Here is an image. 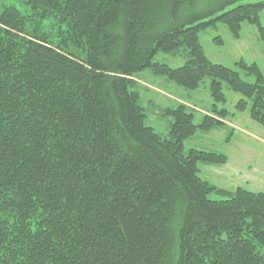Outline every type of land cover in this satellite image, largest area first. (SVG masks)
Returning <instances> with one entry per match:
<instances>
[{
  "label": "trees",
  "instance_id": "obj_1",
  "mask_svg": "<svg viewBox=\"0 0 264 264\" xmlns=\"http://www.w3.org/2000/svg\"><path fill=\"white\" fill-rule=\"evenodd\" d=\"M239 1L0 0V264H264V192L217 189L198 164L226 155L183 146L235 113L264 128L258 65L211 63L199 41L249 24L264 45V0ZM146 70L205 89L199 123L182 103L167 138L147 127Z\"/></svg>",
  "mask_w": 264,
  "mask_h": 264
},
{
  "label": "rangeland",
  "instance_id": "obj_2",
  "mask_svg": "<svg viewBox=\"0 0 264 264\" xmlns=\"http://www.w3.org/2000/svg\"><path fill=\"white\" fill-rule=\"evenodd\" d=\"M24 11L21 0H8ZM258 2V0H240L239 4ZM263 18V15H261ZM240 37H231L228 28L218 24L199 35L202 48L211 63L234 68L239 59L255 62L264 76V45L257 37V30L249 24L241 25ZM215 38L222 40L219 45ZM162 62L173 68L180 67L185 58L182 55L157 53L154 62ZM250 82L252 78H245ZM139 102L144 107V124L152 127L164 138L168 137L171 125L170 116L165 110L185 103L195 108L193 122L199 123L201 114L210 107L211 99L205 89L188 91L168 81L165 77L154 76L149 70L135 75ZM227 103L225 109L234 112L233 106L240 100V95L225 89ZM235 113V112H234ZM226 128L220 127L206 132L197 131L194 136L183 142L184 151L198 149L226 155L227 161L221 165L198 164L199 176L209 181L217 189L232 192L237 187H244L251 192H264V128L250 120L247 112L235 113L224 120ZM212 200H221L224 196L210 194Z\"/></svg>",
  "mask_w": 264,
  "mask_h": 264
}]
</instances>
